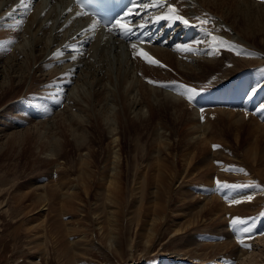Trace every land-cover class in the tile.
<instances>
[{
  "label": "bare ground",
  "instance_id": "bare-ground-1",
  "mask_svg": "<svg viewBox=\"0 0 264 264\" xmlns=\"http://www.w3.org/2000/svg\"><path fill=\"white\" fill-rule=\"evenodd\" d=\"M71 1L31 0L25 13L17 8L20 0H0V153L27 148L30 163L24 171L32 173V179L28 176L26 182L16 184L27 186L24 191L10 193L11 185L0 187V191L7 189V195L0 197V208L10 211L7 204L12 198L16 202L13 212L24 214L20 225L34 236L35 232L44 234L49 226L56 234L68 229L61 241L52 237L53 249L66 262L78 259L90 238L85 232L76 233V224L68 218L65 225L58 219L47 223L55 217L48 215L51 210L60 218L69 214L91 217L89 229L116 251L121 250V221L126 216L130 226L135 220L138 237L145 236V247L151 248L170 230L173 239L186 235L182 247L205 258L210 246L219 249L231 241L196 242L198 232L218 225L223 228L225 214L234 213L235 207L218 199L227 188L217 190L216 182L223 184L230 178L243 185L264 184V0H169L195 23L196 17L208 14L211 23L205 27L231 46L217 45L213 55H208L214 51L211 36L199 25L153 20L166 8H146V16L154 23L135 27L127 38L118 30L99 28L93 37L84 31L89 23L76 16L79 10ZM152 2L143 0L140 5ZM140 9L134 16L142 19ZM20 20L23 24L17 27ZM133 43L138 46L135 51L148 53L166 67L134 57ZM178 45H192L199 51H177ZM57 49L62 56L53 55ZM208 74L203 77L206 83H198L196 77ZM149 80L168 84L177 80V84L196 88L198 94L189 102L173 86L163 88ZM200 105L204 107L197 109ZM153 116L166 122L169 131L153 127L156 133L143 145L141 132ZM230 133L231 149L238 148L240 154L224 151L231 147L225 138ZM126 135L131 136V149L124 145ZM68 146L74 148V157H69ZM229 160L238 163L239 167H232L234 172L225 170L229 165L224 162ZM8 164H0V173L15 183L16 175L10 172L13 162ZM42 164L50 165L44 173L38 172ZM245 168L248 172L236 170ZM192 184L198 189L192 191L194 195L190 190L177 191V201L184 204L168 209L175 187ZM237 188V195L244 198L238 207L243 209L247 197L255 195L254 189ZM254 191L259 197L260 192ZM225 194L236 196L231 189ZM25 198L27 204H23ZM55 202L61 208L58 212L53 209ZM128 202L137 207L129 213ZM38 237L31 247L39 249L45 243ZM125 244L132 256L133 243ZM238 250L244 252L241 247ZM35 256L28 264H39Z\"/></svg>",
  "mask_w": 264,
  "mask_h": 264
},
{
  "label": "rangeland",
  "instance_id": "rangeland-1",
  "mask_svg": "<svg viewBox=\"0 0 264 264\" xmlns=\"http://www.w3.org/2000/svg\"><path fill=\"white\" fill-rule=\"evenodd\" d=\"M170 72L172 73V75H177V72H174V70H170ZM208 76H209V74L206 76L196 77L198 83H201L203 81H205L204 83H206L207 82L206 78ZM201 77H202V79H201ZM203 77H206V78H203ZM213 77H215V75H213ZM216 77H218V76H216ZM214 79L218 80L219 77H218V79L217 78H214ZM175 81H177V80H175ZM170 85H171V83H170ZM173 88H174V86H173ZM202 106L203 105L198 106L197 109H201ZM154 116L147 123V126H148L147 130L144 129L141 132V137L139 138V140L143 143V145L149 144L148 142L151 141V139H152L151 137L153 136L152 134L156 133V130H155V128L153 129V127L156 126L157 129L161 128L160 131L162 130L163 132L169 131L167 123L164 121H160L161 119L158 120V118L154 117ZM155 121H159V122L156 123ZM158 123H159V125H158ZM164 123H165V125H164ZM159 126H162V127H159ZM177 132H178V130H177ZM177 132H176V135H178ZM132 134H133V132H131V136H132ZM173 134L175 136V133H173ZM173 134H171V135H173ZM134 135L135 134H133V136ZM232 135L233 134L230 133V134L225 136V138L228 139V141H229L228 144L231 147L227 148V150H224V151H226V152L236 151L237 154H240L241 150L239 151L238 148H235L236 150L231 149L233 147L232 144H234L232 142L233 141ZM130 137L126 135L123 139L124 145L126 146L127 149H131V147H132ZM67 152L69 154V157L75 156V150L73 147L68 146ZM231 153H233V152H231ZM29 159H30V156H29L27 148H23L20 151L18 150L16 152L8 150V149H3V151H1V153H0V164L3 163L4 166H7L6 165V164H8L7 162H9L8 165H10L13 162L14 167L13 166H11V167H13L14 169L11 168L10 172L17 176V177L16 176L13 177V180L15 179L17 182L15 181V183H12L10 176H8V174L6 176L5 174L1 175V173H0V187H3V186L5 187L6 185H11V188H9L10 193H11V191H13V189L16 192H21V191L26 190L27 186L23 187V186L16 185V184L19 182L21 184L23 182H26L28 176L32 175V173L26 174L28 171H24V168L27 169L29 167V163H30ZM234 160H236V158ZM25 162H27V163H25ZM230 162H231V160H229V163H228V161H227V163L224 162L225 164L229 165V166H226V168L228 167V169H232V167H234V168L239 167L238 163H235L237 161L231 162L232 164H230ZM47 168L49 169L50 165L42 164V166L39 167L38 172L44 173L48 170ZM234 170L235 169H233L232 172H234ZM246 170L247 169L245 168L244 171H246ZM0 171L2 172L1 169H0ZM7 172H9V171H7ZM247 172H248V170H247ZM23 173H25V174H23ZM30 178L32 179L31 176L28 179H30ZM6 179H8V181ZM21 179H23V180H21ZM227 182L229 183V185H243V181H241V180L238 181V179H230L229 178V179H226V183ZM231 182H233V183H231ZM192 185L193 186L181 185L179 188L175 187V189H177V190L174 189L175 190L174 191L175 196L174 197L172 196V198L168 201V203L170 202L169 204L167 203V205L169 206L168 209L177 208L180 206L182 207V205H180V204H184V203L177 201V198H176L177 193L176 192L180 191V190L181 191H189L190 190L191 195H194V192H192V191L196 190L197 188L195 187L196 186L195 184H192ZM245 185H252L251 187H253L254 190L257 189L260 192L259 197L256 196L257 194L253 190V195L254 194L255 195L253 197L251 196L252 197L251 200H246L248 203H247L246 207H244L242 209V207L241 208L238 207V204H241L243 202L242 199H244V198L240 195H237L238 193L236 192V190H234V188H227V189L224 188V189H226V191L223 193L222 196L219 193L220 197H218V199L220 200V198H221V200H220L221 202H223L225 204L227 203L226 205L235 207L233 209L234 213L228 211L225 214L226 219H224L223 225H221L224 229L218 227L219 226L218 225V226H216V228L218 227L217 228L218 230L214 227L213 228L212 227L211 228H204V229H202V233L198 232L197 235H195V238H197V241H196L197 243L200 240L201 241L199 243L204 242V241H210V240H215V241L218 240L219 241L220 239H227L229 241L231 240L230 243L228 242L229 247L227 246L228 244L224 245L223 247H221L222 249L219 248L221 250H219L216 247L210 246L208 248V250L210 252V254H209L210 256L208 255L205 258H201V256L195 255L193 250L192 249L190 250V248L188 249V247H186V248L182 247L183 244L185 243L186 239H187L186 235H183V236L181 235V236L173 239V236H171V234H170L171 233L170 230H167L166 232H164L160 236V239L157 242H154V244L151 248L145 247V245L143 243L145 236H142L141 238L138 237V231H137V234L135 233V231L137 230V228H135V220H133L134 222L130 226L129 224L126 223V216L123 217L124 221H123V219L121 221V231H122L121 236H123L121 243H120V249L121 250L116 251L114 249V247H112V248L107 247L106 241H104L100 236H98V234L96 232L94 233V232H92V230L89 229L91 217L90 218H79L75 214L73 216H71L72 214L71 215L69 214V217L68 216H62V218H60V217H58L57 214L56 215L53 214L55 212L53 210H51V212H53V213L48 211V215H50L51 217L52 216H55V217L57 216V217L56 218L54 217V219L51 218L49 221H47V223H49L51 221L53 222V220L58 219L60 221V223L63 222L62 224L65 225L64 219L66 220L68 218V219H70V224H74V223L76 224V227H75V230L77 231L76 233H80V231L85 232V236L90 238V241H89L90 244H88L87 246L86 245L81 246V248L84 246L83 249H81L79 251V252L82 251L80 253V255L81 254L82 255L78 259H74V260L69 259V262H66L67 258L65 256H60L53 249L52 240L56 236V238L57 239L60 238V241H61V237H63L61 235H63L64 232L68 229H66L65 231L63 230V234H61L62 232H59V234L57 232V234H56L55 229L53 230V227L51 228V226H49V228H51V230L54 231L53 233L52 232L50 233V229L48 228V230L47 229L44 230V234H43V232H35V236H34L32 231H26L25 229L22 228L24 226V224H23V226L20 225L21 221L23 219L22 216L24 214H18L17 215V213L15 211L13 212V209L16 207V202H14L15 203L14 204L13 203L14 200L11 198L8 200L9 203L7 204L9 207V210H10V211H8L9 213L6 212L3 208H0V264H28L30 259L33 260L35 253L39 254V255L35 256L36 257L35 260L39 261V264H264V184L256 181V182L246 183ZM255 185H259V187H256ZM18 186H20V187H18ZM203 188L205 191L207 190L206 186H204ZM224 189H222V190H224ZM230 189L234 191V194L236 195L235 197L232 196V198H231V196H228L229 197L228 198L227 196H225V195H229V194H225V193H227V191L229 192ZM235 189H238V188H235ZM6 190L7 189H5L4 191H0V192H3V193H0V197H1V195L6 194ZM215 193H218V192H215ZM242 193L244 194V192H242ZM208 196L211 197V195H208ZM208 196H207V198H209ZM222 199H224V200H222ZM23 200H24L23 204H27L29 202V200L26 198ZM227 201H229V202H227ZM231 201H240V203H232ZM150 203L151 202H149V204ZM55 204H56V202H55ZM56 205H57L56 207H55V205H53V209H55V211H57V210L59 211V209L61 210L60 206L58 204H56ZM124 205H125V203H124ZM128 205H129L128 210H127L128 213H129V211L135 210L137 208V207L131 206L132 204H130V202H128ZM87 206L88 205H86V207ZM16 210L18 211V209H16ZM239 210H241V211H239ZM185 211L187 212L188 209H186ZM35 214H36V212L34 211V214L31 215L28 219L29 222H30L31 218L33 216H35ZM167 214H168V218L172 217L170 213H167ZM50 216H48V219L50 218ZM227 216H228V218H227ZM142 217L147 218L148 216L142 213ZM235 218H240L241 220L245 221V223H243L244 225L238 224V225L233 226L232 221ZM76 221L79 222V225ZM53 223H55V222H53ZM203 224H206V223L203 222ZM253 225H254V227H253ZM57 227H58V225H57ZM246 227H252V231L251 232H244L243 229ZM40 228L41 227L36 228L35 231H39ZM226 231L230 232V235L226 236L225 235ZM37 233H41L40 235L38 234L39 237H38ZM45 235H46V237H45ZM69 235H70V233L68 235H66L64 237V239H66L67 236H69ZM237 236H239L242 240H244V243L250 245V247H244L241 243H239L237 240ZM35 237L43 239L44 240L43 242H45V243L41 244L39 249H37L35 247L34 248L31 247V246H33L31 244L36 242L34 239ZM42 237H44L45 239ZM52 237H54V238H52ZM189 237H191V235ZM50 238H52V239H50ZM50 240H51V242H50ZM130 241L133 243V248H134L132 256H129L127 244H125L126 242H130ZM220 241H222V240H220ZM44 244L47 246L45 249V252L44 251L40 252L41 248ZM240 247H241V249L244 250V252H241L242 254H240V251L238 250ZM202 251H203V249L200 250L201 253H202ZM246 251H247V253H246ZM240 255H242V256H240ZM64 259H66V260H64Z\"/></svg>",
  "mask_w": 264,
  "mask_h": 264
},
{
  "label": "snow or ice",
  "instance_id": "snow-or-ice-1",
  "mask_svg": "<svg viewBox=\"0 0 264 264\" xmlns=\"http://www.w3.org/2000/svg\"><path fill=\"white\" fill-rule=\"evenodd\" d=\"M77 4L79 5L80 10L76 12V16H93L95 14H91L87 11H85V8L87 7V4L85 2V0H77ZM31 7V0H28V2H25V0H20V3L17 5V8L20 9L22 12H27L30 10ZM152 8V7H161V8H166V11L163 14L157 15L153 18V20L155 22H158L159 20H168V21H179L181 23H183L185 26H196L193 25L192 22L186 18L185 16L180 14L179 9L172 3H167V0H153L152 3L150 4H144V5H139L135 3V0H133V4L132 7H130L128 9L127 12L124 13L123 17H120L118 19L115 20V22H105V27L107 28V31L109 32H113L114 30H118L122 35H128L129 33H131L133 31V25L130 24L129 22H126V17H128L129 15H131L134 11V9L136 8ZM16 9H13V11H15ZM69 11H71V9H69ZM8 15H12L11 12L8 13ZM196 20V24L199 25L201 27V29L203 31H205L209 36H211L212 39V44L210 45V47H213L214 51H210L208 52V55H213L215 54L216 51V46L218 45L219 47H231L227 41H224L222 37H217L215 35L212 34V32L209 31V29L207 27H205L206 25H209L211 23L210 19L208 18V14L204 13L203 14V18L198 16L195 18ZM100 21L93 18L91 23L89 24L88 28L84 29L85 32H91L93 37L95 36V29L97 28V26L100 25ZM23 24V20H20L17 22V27H19L20 25ZM110 24V26H108ZM139 27L143 28L145 27V24H140ZM8 43H12V41H9ZM201 41H195L196 45L201 44ZM132 49H134L133 51V56H141L143 59H145L149 64H155L158 65L160 67H166L165 65H162L160 63V61L156 60L155 58L151 57L148 53L143 52L142 50L140 51H135L137 49V44L133 43L131 44ZM10 50V49H8ZM177 51H182V52H197L199 51V48L193 47L192 45H178L177 46ZM237 55H241L242 51H237L236 53ZM246 55H251V53H243ZM54 56H62L63 53L61 50L57 49L56 52L53 53ZM71 59L75 60L76 56H72ZM150 84H154L157 85L159 87H163V88H168L170 87V84L168 83H161L158 81H152L149 80L148 81ZM171 86H174V90L178 92L179 95L185 97L189 102H191L195 96L198 94V90L196 88H192L189 87L187 85H183V84H177V82L172 81L171 82ZM199 91H203V89H200ZM255 91V90H253ZM262 110H264V108H262ZM215 147H219L218 145H214ZM225 170H233V169H225ZM237 171H241L243 172V169H236ZM252 185H229L227 183H221L219 181L216 182V187L217 190H222L224 188H237V187H251ZM256 187H259V185H255ZM248 200H251L252 197L249 196L247 197ZM232 203H240V201H231ZM245 223V221L241 220L240 218H235L232 221L233 226L238 225V224H243ZM254 227V225H253ZM244 232H251L252 231V227H246L243 229ZM237 240L239 243H241L244 247H250V245L244 243V240H242L239 236H237Z\"/></svg>",
  "mask_w": 264,
  "mask_h": 264
}]
</instances>
